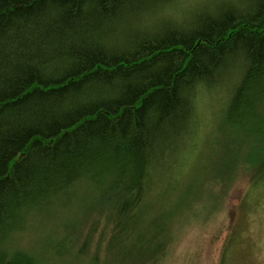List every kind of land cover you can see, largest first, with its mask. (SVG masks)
I'll use <instances>...</instances> for the list:
<instances>
[{
  "label": "trees",
  "instance_id": "1",
  "mask_svg": "<svg viewBox=\"0 0 264 264\" xmlns=\"http://www.w3.org/2000/svg\"><path fill=\"white\" fill-rule=\"evenodd\" d=\"M222 86L217 120L264 181V0H0V264H42L38 219L61 233L93 216L110 259ZM170 235L115 264L156 262Z\"/></svg>",
  "mask_w": 264,
  "mask_h": 264
},
{
  "label": "rangeland",
  "instance_id": "2",
  "mask_svg": "<svg viewBox=\"0 0 264 264\" xmlns=\"http://www.w3.org/2000/svg\"><path fill=\"white\" fill-rule=\"evenodd\" d=\"M226 94L222 86L200 102L198 146L182 156L175 171L161 176L131 226L133 235L109 247L110 259L104 258L107 248L100 230L91 232L94 216L61 233L55 220L38 219L31 241L34 251L42 252V264L54 258L53 246L60 247V237L66 236L71 251L55 264L134 263L155 249L163 230L171 233L168 247L160 259L147 264H264V181L253 180L256 154L242 136L226 132L217 120ZM263 158L264 152L257 160L262 163ZM256 176L263 177L264 171ZM93 199L92 191L84 204ZM41 234L51 236L44 243L54 242L42 247Z\"/></svg>",
  "mask_w": 264,
  "mask_h": 264
},
{
  "label": "bare ground",
  "instance_id": "3",
  "mask_svg": "<svg viewBox=\"0 0 264 264\" xmlns=\"http://www.w3.org/2000/svg\"><path fill=\"white\" fill-rule=\"evenodd\" d=\"M33 235V234H32ZM38 235V234H37Z\"/></svg>",
  "mask_w": 264,
  "mask_h": 264
}]
</instances>
